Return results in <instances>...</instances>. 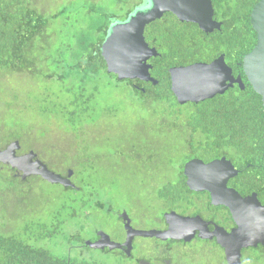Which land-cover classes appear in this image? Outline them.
<instances>
[{
    "label": "trees",
    "instance_id": "trees-1",
    "mask_svg": "<svg viewBox=\"0 0 264 264\" xmlns=\"http://www.w3.org/2000/svg\"><path fill=\"white\" fill-rule=\"evenodd\" d=\"M260 1L212 0L223 26L211 34L182 26L171 13L169 22L148 25L145 37L160 53L150 60L159 84L137 83L144 92L108 72L102 45L112 25L128 21L147 0H0V145L20 141L25 150L43 119L42 136L60 132L70 143L62 158L56 148L46 149L50 158L33 150L63 177L72 170L76 185H54L62 189L60 205L47 216L21 219L25 226L10 233L0 229V264H103L73 254L92 250L83 246V235L96 213L108 215L117 195H128L129 203L146 202L142 209L148 212L176 209L189 190L185 165L195 158L231 159L248 187L245 193L251 188L264 202V105L245 74V90L184 105L170 76L173 67L211 62L222 54L237 71L257 45L251 14ZM130 106L145 111L132 123L122 118ZM105 120L122 133L131 130L130 140L115 145L108 136L102 150H95L96 133L112 129L101 125ZM14 170L0 171V190L29 184L31 179ZM72 223L77 227L67 232ZM59 240L68 246L65 254L48 247H58ZM205 252L196 255L205 259ZM259 260L264 264L262 255Z\"/></svg>",
    "mask_w": 264,
    "mask_h": 264
},
{
    "label": "water",
    "instance_id": "water-1",
    "mask_svg": "<svg viewBox=\"0 0 264 264\" xmlns=\"http://www.w3.org/2000/svg\"><path fill=\"white\" fill-rule=\"evenodd\" d=\"M147 3V7L138 10L128 21L112 25L102 45V55L108 72L117 75L119 80L138 79L157 85L158 81L151 75L153 67L149 60L158 57L160 53L146 41L145 31L148 25L160 20L167 13H173L181 22L199 25L205 33L221 30L222 23L214 19L212 0H147ZM251 23L258 41L255 48L243 59V71L250 85L262 97L264 105V0L254 7ZM170 76L172 91L181 105L213 99L224 94L236 82H240L241 88L245 90L242 79H235L225 54L211 63L198 62L173 67L170 69ZM228 82L231 83L228 85ZM19 150L20 141H14L5 150H0V163L17 170L22 174L23 180L41 177L52 185L76 188L72 182V170L67 177H63L38 159L34 151L18 156ZM184 174L192 191L209 192L214 205H224L234 213L239 229L229 237L228 243L225 244L220 235L218 242L227 250L228 264H242L243 249L264 245V205L258 195L243 197L228 187L230 179L238 176L240 171L225 157L210 163L193 159L185 165ZM166 218L170 226L166 231H135L127 225V229L132 232H129V239L123 245L112 242L104 234L98 242L87 241L86 245L95 250L130 248L132 239L136 236L190 242L198 230L201 231V237L206 238L201 219L184 218L176 213L167 214Z\"/></svg>",
    "mask_w": 264,
    "mask_h": 264
},
{
    "label": "flooded vegetation",
    "instance_id": "flooded-vegetation-1",
    "mask_svg": "<svg viewBox=\"0 0 264 264\" xmlns=\"http://www.w3.org/2000/svg\"><path fill=\"white\" fill-rule=\"evenodd\" d=\"M171 14H172L171 18L172 19L175 18L179 23H181L182 26H184L185 24H192V25H196L198 29H200L199 25L195 23L181 22L177 16H175L173 13ZM171 18L167 17V14H165L163 18H161L160 20L169 22ZM214 19L218 22H221L223 26L222 21L218 20L215 16H214ZM146 31H147V28H146ZM146 31H145V34H146ZM208 34H211V33H208ZM147 36L146 38L148 39ZM147 42L150 47L156 48L150 43L151 42L150 40ZM215 60L216 59L212 60L211 62ZM211 62H207V63H211ZM226 62L231 67L230 63L227 60ZM149 64H150V60H149ZM238 67L239 69L237 71H235V69L231 67L233 70V75L236 80L241 78L242 82L244 83L245 79H244V71H243V62L239 63ZM151 75L153 78L156 79V77L153 76L152 72H151ZM131 81H134L135 83L134 85L137 88L145 90L144 92H146V89L141 88L139 85L137 86V83L138 84L143 83L145 85L154 86V84L151 82L141 81L138 79L131 80ZM230 83L231 82H228V85ZM158 84H159V81H158ZM238 89L243 90L241 88L240 82L234 83L233 86L228 88V90L222 95H226L229 91L233 92ZM218 96L220 95H217L216 97ZM7 147L8 145L6 147H3L2 145H0V150H5ZM31 151H34L35 153H37L38 155L37 158L43 161L38 152H36L35 150L25 151L22 145H21V150H19L18 152V156L24 155ZM221 158L220 157L211 158L208 161H204V160L203 161L206 163H209L214 160L221 159ZM195 159H199V158H195ZM228 160L233 163V165L235 166L237 170H239L231 159H228ZM10 169L11 167L9 165L0 163V171H3V170L9 171ZM13 172L17 177H20L22 179L21 173H19L17 170H14ZM238 176L230 179L228 183V187L230 189L236 190L243 197L251 196L253 194L258 195V193L256 191H253L251 188L247 190L248 193H245V189L248 187H244L241 184L242 182L241 180L238 179ZM29 179H32V177L26 179L25 181ZM186 183H187V180H186ZM258 198L264 205V202L260 199L259 195H258ZM145 206H147L146 202L135 201V202L130 203L129 207H127L126 205L118 209L114 203L113 205L110 206V211L107 216H108V226L114 227L116 224L117 225L116 231H114L113 233H109L106 230H104L103 227L101 229L99 228L93 229L95 236H93L90 239H85L84 240L85 243L83 246H86L87 241H91L93 243L98 242L99 240L103 238L102 234L108 236L112 242L123 245L127 243L129 239V232H132L131 230L129 231L127 229V225H130V227L133 228V230L135 231H154V230L155 231H166L170 227L166 219V215L171 214V213H176L178 214V216H182L184 218L201 219L205 226V230L203 228V232L206 235V238H202L201 231L198 230L197 234L195 235L193 240H191L190 242H186L184 240H173V239L164 241V240H160L155 237L145 238L141 236H136L132 239V242H131L132 247L130 248L125 247L124 249H116V250L111 251L109 248H106L104 250H95V249L90 248L89 246L88 247L92 249L93 251L103 252L104 254L105 253L107 254L112 253L113 255L119 254L125 257L127 260H129L130 264H191L192 261H195V259L199 257L198 255H196V251L201 250L202 248H205L206 252L204 253V255L206 256L205 259H207V264H228L227 253H226L227 250L223 245L219 244L218 235L221 236L220 238L225 244L228 243L229 237L233 235L236 230L239 229V224L235 218L234 213L231 211L230 208L224 205L216 206L212 203L211 194L209 192H206V191L205 192H195L189 188V190L187 191V197L185 201L177 205L176 209H171L168 211H164L163 209L162 214L148 212L147 207L142 209V207H145ZM136 220H138V222L142 223L143 225L136 226L135 225ZM119 222L121 225L117 224ZM146 225L147 226L150 225V227H146ZM80 247L82 246L80 245ZM82 251L84 253H81L80 255H86L87 251L80 250L79 252H82ZM261 255L264 257V245L263 244H259L257 247L245 248L242 250L241 262L242 264H258V262H261L259 260V257Z\"/></svg>",
    "mask_w": 264,
    "mask_h": 264
},
{
    "label": "rangeland",
    "instance_id": "rangeland-1",
    "mask_svg": "<svg viewBox=\"0 0 264 264\" xmlns=\"http://www.w3.org/2000/svg\"><path fill=\"white\" fill-rule=\"evenodd\" d=\"M146 7V4L139 8V10L144 9ZM126 96H130L132 98V93L130 91H127ZM139 96H134L135 99H138ZM145 111H140V107H129L127 108V112L125 116L122 118L127 121L128 123L134 122L133 119H137L138 116L143 114ZM129 118H128V117ZM44 120L39 118L37 120V123L39 125L38 128H41V124ZM106 124H112V129L109 133H105L103 131L96 133V140L97 145L95 147V150H102L101 143L104 141L106 137H110L115 145L120 144L122 141L130 140V135L132 134L131 130H128L126 133L120 132V130L117 128V125H115L114 122H111L109 120H105L101 125ZM35 129L31 131V133L35 136V138H32L28 141L25 145V151L33 150L38 148L42 154L45 155L46 158H50L49 153L46 151V149H59L58 157L62 158L61 151L65 148H67L66 145H68L69 137H61V133H54L52 135L42 136L41 131L39 129ZM123 129V128H122ZM55 131H58L59 128L54 129ZM124 130V129H123ZM39 131V132H38ZM126 131V130H125ZM62 132V131H61ZM43 133V130H42ZM31 136L30 134H28ZM41 137V138H40ZM40 155V154H39ZM188 163V162H187ZM129 173V172H128ZM28 184V183H24ZM4 190V191H2ZM62 193V189L60 187H55L54 185H51L47 182H43L40 179H31L28 185L22 186L19 191H14L13 188L10 189H1L0 190V229L3 230L5 233H10L13 230L22 229L25 225L24 222L21 220H27V219H33L35 217H44L47 216V213L52 210H57L60 201L58 200L60 198V194ZM132 202H135L133 200ZM131 202V203H132ZM116 207L122 208L127 204V207L130 206L129 203V196L125 195V198L122 196H116L115 200ZM116 209V210H118ZM91 228L84 233L83 237L85 239H90L94 235L93 229L102 227L104 230H106L109 233H113L116 231V224L114 227L108 226V216L103 212L96 213L95 217L92 219ZM136 226L143 225L142 223L138 222V220L135 221ZM73 225H70L67 232H74L73 229L77 227L75 223H72ZM117 224H120L117 223ZM121 225V224H120ZM143 227V226H142ZM146 227H150V225H146ZM120 233V231H119ZM58 243L60 245L57 247L53 245V243L49 244V248L53 250L56 254H65L64 252L67 250V245L64 243V241L59 240ZM82 252L74 251L73 254L80 255ZM87 257H93L97 260H100L103 264H130L129 260H127L125 257L112 253H103L98 251H87L86 252ZM191 264H207V259H202L198 257L196 261H192ZM258 264H263L261 262H258Z\"/></svg>",
    "mask_w": 264,
    "mask_h": 264
},
{
    "label": "bare ground",
    "instance_id": "bare-ground-1",
    "mask_svg": "<svg viewBox=\"0 0 264 264\" xmlns=\"http://www.w3.org/2000/svg\"><path fill=\"white\" fill-rule=\"evenodd\" d=\"M167 219V218H166Z\"/></svg>",
    "mask_w": 264,
    "mask_h": 264
}]
</instances>
